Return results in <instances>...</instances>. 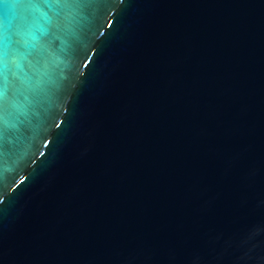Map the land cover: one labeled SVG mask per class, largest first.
Segmentation results:
<instances>
[{
  "label": "water",
  "instance_id": "water-1",
  "mask_svg": "<svg viewBox=\"0 0 264 264\" xmlns=\"http://www.w3.org/2000/svg\"><path fill=\"white\" fill-rule=\"evenodd\" d=\"M0 264H264V0H0Z\"/></svg>",
  "mask_w": 264,
  "mask_h": 264
},
{
  "label": "snow or ice",
  "instance_id": "snow-or-ice-1",
  "mask_svg": "<svg viewBox=\"0 0 264 264\" xmlns=\"http://www.w3.org/2000/svg\"><path fill=\"white\" fill-rule=\"evenodd\" d=\"M5 20H6V18H5ZM4 27H5V29H6V31H11V27L9 26L8 28H6V25H5V22H4ZM7 43L8 44H12V43H18L17 41H14L12 38H11V36H9L8 38H7ZM7 82V77L5 78V83Z\"/></svg>",
  "mask_w": 264,
  "mask_h": 264
}]
</instances>
